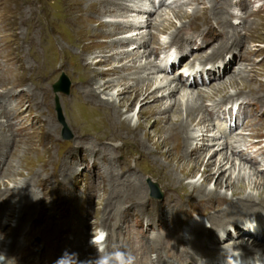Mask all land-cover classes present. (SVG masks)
I'll list each match as a JSON object with an SVG mask.
<instances>
[{"label": "rangeland", "instance_id": "1", "mask_svg": "<svg viewBox=\"0 0 264 264\" xmlns=\"http://www.w3.org/2000/svg\"><path fill=\"white\" fill-rule=\"evenodd\" d=\"M80 1L69 0L73 8H78ZM137 1L144 7H151L159 1L163 4L157 9L152 7L151 13H146V9L137 11L126 8L122 11L125 17L105 16L102 17L103 21L126 20L143 24L140 29L142 35L148 37V32L153 34V42L150 40L147 43V47L153 51L162 44L164 46L169 40V34L175 33L174 30L177 28L180 29L174 36L178 32L177 36L184 35V37L202 34L197 38H191L189 47L186 45L178 49L168 47L147 58L166 67L168 54L171 53L172 58L177 57L175 65L164 73L149 74L155 86L167 85L163 76L175 80L174 82H185L195 78V87L202 88L207 96L211 98L217 95L224 98L219 103L207 99L201 101L203 107L209 106L211 102L214 103L209 108L213 118L224 108V104L228 105V111L234 114L230 122L222 118L215 122V126L206 122L204 127L209 131L205 132L206 135L197 133L199 136L189 148L191 152L202 154L204 160L210 156L211 159H216L215 150L230 152L227 147L216 149L217 141L224 142V138L235 136L239 138L242 135L247 140L257 143L254 149L264 148V137L249 136L248 133L249 128L264 129V0H250V2L245 0L244 6L238 0H224L225 2L219 0L217 5L211 4L210 0H185L184 3L181 0H152V3L151 0H135ZM220 2L224 3L223 11L233 13L228 18L230 25L235 27L234 35L240 37L241 43L236 47L230 42L233 38L228 37L232 36L233 32L228 35V25L223 24L225 21L221 16L225 14L220 13L221 9L217 8ZM120 3L132 4L128 0H119V4L116 5L118 8L121 7ZM63 5L62 0H0V148L2 151L0 201L5 202L3 206L0 205V211L3 212L0 217V262L6 260L5 250L11 240L10 233L16 230L15 221L18 218L23 220L24 225L19 235L27 228L28 222L37 217L36 215L39 217L31 223L34 227L37 226L36 228L41 227L39 231L30 235L24 244L22 242L21 249L19 247V250L12 249V254L23 252L19 256V264H36L40 259L45 260L43 264H57L59 261L55 259L57 256L51 254L50 256L47 253V240L52 238L60 240L59 235L63 242L61 250L66 251L67 248L70 250L76 243L88 250V257L93 255L92 260L96 250L103 249V241L109 230L119 236L130 233L134 238L151 244V235L163 231V228L166 229L170 219H174L175 215L172 214L173 210L168 204L179 206L183 210L192 208L194 212L199 213L183 217V223L179 228L182 235L180 239H185L188 226L192 224L195 226L202 224L207 227V218L224 213V209L228 208L236 197L232 196V190L224 185L218 192L225 195L226 200L217 201V198H211L212 200L207 201L206 198L197 196L190 187L185 186L188 183H201V167L193 176L182 179L181 183L171 175V156L163 153L166 147L160 145L161 133L155 118L165 115L164 112L158 111V108L168 105L172 96L170 99L162 98L161 96L167 94L165 90L158 92L155 99L147 102L137 99L124 102L120 108L121 119L127 117L134 126L141 124V130L136 135L109 128L107 122L101 118L107 113L114 112L110 107L108 109L101 105L97 106L96 102L91 100L88 91L92 87L91 89L100 94L103 102L117 104L122 102L123 94L118 95L121 87L116 83V75L101 74L98 71L108 69L110 66H107V63L98 64L94 71L87 57L78 56L83 46L76 39L73 40L72 33L62 20L66 13ZM174 6L183 8L189 15H197V18L192 16L177 18L173 13ZM161 9L165 10L163 13L168 20L146 27V22L152 21ZM216 11L220 14L218 18L211 15ZM28 15L33 18L31 30H28L23 22ZM241 19L243 21L239 23ZM211 26L212 30L207 34L206 31ZM159 27H166V32L159 33L156 29ZM140 36L141 34L137 36L135 43L128 47L129 50L142 49L139 46L143 41ZM215 36L217 39H214ZM201 41L208 42L200 49L188 52L193 49L192 45H198ZM216 48L222 51L218 52L222 57L226 56L227 59L233 58V60L226 65L227 71L224 75L216 80L203 81L200 76L205 78L206 70L214 67L215 70L221 71L222 67L219 65L222 62L219 60L220 63L214 64L213 59L200 62L193 57L210 56ZM182 53L186 55L180 57ZM215 56L217 58L218 55ZM145 61L146 59L141 57L135 60V63ZM128 72L133 73V70ZM240 73L246 75L245 78L240 79ZM231 74L235 75L236 79H230ZM61 75L67 77L68 93L54 90L53 85ZM93 75L95 85L89 82ZM139 75L141 74L137 73L133 77ZM106 78L112 79L113 85L102 91L98 86ZM165 88L166 86L163 89ZM195 89L193 88V91ZM178 92L183 94L177 91L173 98L181 95ZM247 99L249 102L246 101ZM234 103L237 105L234 106ZM241 103L244 106L243 115L235 116L240 110L238 107ZM220 105L223 108L219 107ZM78 106H83L87 112L82 110L83 112L75 115L73 107ZM100 106L102 109L98 110ZM204 108L203 112L206 113ZM105 109H107L106 113H103ZM85 116H89L91 120L85 121ZM198 116H201V111L198 112ZM249 123L250 126H245ZM232 124L236 127L230 129L229 126ZM162 125H166V122ZM220 131L226 132L225 135L221 136ZM216 134L217 137H221L213 141L215 143L206 144L212 142L211 139ZM262 134L264 135V130ZM136 142L142 143L143 146L137 145ZM243 143V141L232 142L229 147L233 144L230 148H235L237 155L242 154L244 147L238 145ZM247 163V165H255L257 170L255 176L250 172L249 179H246L244 194L256 198L258 194L256 184L264 182V159L252 164ZM229 166L230 164H226V168ZM231 170L230 168L223 172L225 178L229 176ZM246 171L249 169L246 168ZM236 173L232 174V179ZM213 187L214 181L205 185L207 191ZM141 196L144 200H139ZM205 202L211 204L207 205L208 203ZM256 204L258 207L250 213H236L235 217H230L232 220H227L228 216H226V220L218 227L240 221L247 224L252 219H264V205H258V200ZM160 215L162 222H148ZM146 222L149 224L147 227L144 225ZM5 228L7 232L3 230L2 234L1 231ZM240 229L244 230L241 235L236 234L231 226L225 231L218 232L216 235L224 238L219 245L229 247L232 241L245 244L246 241L242 240V236L248 231L246 227ZM260 232L261 230L254 234H257L260 242L264 244V235ZM227 234L229 237H225ZM92 243H97V247L91 246ZM118 244L122 245L121 242ZM89 245L91 248L88 249ZM226 250L223 248L217 251L223 253ZM256 251L261 253L262 249ZM235 254L242 255L243 252H235ZM215 255L217 254H210V257L214 258ZM192 261H196V264L206 263L196 256Z\"/></svg>", "mask_w": 264, "mask_h": 264}, {"label": "bare ground", "instance_id": "2", "mask_svg": "<svg viewBox=\"0 0 264 264\" xmlns=\"http://www.w3.org/2000/svg\"><path fill=\"white\" fill-rule=\"evenodd\" d=\"M62 1L64 4L63 10L66 11V13H64L63 15L62 20L65 21L69 31L72 33L73 40L76 39L77 41L80 42V44L82 43L81 45L83 46V48L80 49V55L78 56H80V58L87 57V60L91 61L89 62V65H92L94 67L93 68L94 71L96 69L95 66H97L98 64H101L103 62L107 63V66H110L108 69L104 71L103 70H98V71L101 74L116 75V83L119 85V87H121V89L118 90V95L121 96V94H123L122 102L117 104L103 102L102 98H100L99 96L100 94L96 92L94 89H91L92 87L89 88L88 95L91 97V100L93 102H96L97 106L101 105L108 109L110 107V110L114 112L113 114L111 113L105 114L104 118L102 117L101 120L107 122L109 128L116 129L120 132L131 133L136 135L139 132V130H141V124H137L134 126L131 125L127 117L121 119L122 116V111L120 109L121 106L124 105V102L133 101L134 99L146 101V102L150 101L151 99H155L157 97L156 94L158 92L167 90V94L161 97L162 98L168 97L170 99L172 96V99H170L169 104L166 105L165 107L161 109L160 107L159 108L157 107L158 111H161L162 113L164 112L165 115L156 116L155 121L158 124V130L161 133L159 136L160 145L166 147V151H163V153L164 154L168 153V155L171 156V162H172V165L170 164L171 175L181 183L182 179L187 178L186 176H190V177L193 176L194 172L199 170L201 167L202 169L200 175L201 183L200 184L188 183L185 186L190 187L193 191L196 192L197 196H201V198H206L207 201L210 200L211 198H217L216 199L217 201H221V200H226V196L220 194L218 191L220 190V188L226 185L232 190V196H235L236 200L233 201L231 199L232 201L230 203L232 204L228 208L224 209V213L218 214L217 216L212 215L208 217L207 227H205L202 224H196V226L192 224L188 226V234L185 232L187 234L185 239H180L181 233L179 229L183 223L184 220L183 217L191 216L193 214L197 215L199 213L194 212L193 211L194 209L192 208H191L192 210L191 209L183 210L179 206L176 207L174 205L168 204L170 209L173 210L172 214L175 215L174 219H170L168 226H166V229L163 228L164 229L163 231L151 235L150 237L151 244H149V242L145 243L139 239L134 238L130 233H124L123 236H119L118 234L109 230L110 232L109 231L107 232V237L103 241L104 247L100 251L96 250V253L94 255V260L91 259L93 258V255L91 257H88L89 254L88 250L83 249L81 246L77 245L76 243L74 246L71 247L70 250L69 248H67L66 251L61 250V246L63 245V242H62V237L60 235H59L60 240H57V238H52L50 240H47V253L53 256L56 255L57 258L55 259L58 260L63 259L62 264H101V261H106L107 264H127V258L129 254L134 257V264H196V261L194 262L192 261L194 256H196L197 259L206 262L205 264H264V244L260 242L259 240L260 237H257V234H254L255 232L261 230L260 233L264 235V219H252L247 224H243L240 221L235 224L225 225L224 227H220V226L218 227V225L222 221L226 220V216H228L227 220H232L231 218L235 217L234 214L236 213L252 212L254 208L258 207L256 204V200H258V205H264V182L256 184L257 186L255 185L256 189L258 190V194L256 198H254L252 195L244 194L245 191L244 189L246 187V179L247 180L249 179L250 172L252 173L253 176H255V171L257 170V167L252 163L259 159L261 160L264 159L263 158L264 148L254 149L257 143L250 139L247 140L246 138L243 137V135L240 136L239 138L238 137L235 138L236 136L230 138L228 137L227 139L224 138V142L217 141L216 143L218 144V147L216 149H219V147L220 149L223 148L225 149L227 147L226 149L230 151L229 153L226 152L227 150L225 152L224 151L222 152L221 150L220 151L215 150L214 153H217L216 159L215 158L211 159L210 156L207 160H204L202 154L198 152H191V150L189 149L191 144L199 136V134L197 133H202V134L204 133L206 135L205 132L209 131L208 128L204 127V124H206V122L208 125L211 126H215L216 125L215 122L220 120V118L225 119L224 121L230 122L231 120H233L234 114L228 111L227 109L228 105L224 104L223 105L224 108L222 105L219 106L222 107L223 109L219 110V113H217L216 116L213 118V116H211V114L209 113V108H211L214 103L211 102L209 106H204L205 107L204 108L201 101L207 99L210 101H215V103H219L224 98L219 97L217 95L211 98L207 96L204 90H202V88L197 89L195 87L196 84L195 78L189 81L186 80L187 82L186 81L174 82L175 80L168 79V77L163 76L164 80L167 83V85L164 86L162 84L155 86V83L149 78V74H155L157 72L164 73L165 71H167V69L172 68L177 61V57L174 58L175 57L174 56L172 58V54L170 53L168 54L167 57L168 59L167 66L162 67L160 64H157L156 62L149 61L147 58L150 55H153L161 50H166L168 47H172V48L174 47L177 49L182 48L183 45L189 47L191 38L193 37L197 38L198 35H202V34L200 33V34L184 37V35L177 36L179 35L178 32L177 35H175L177 37H175L174 34L180 29L177 28L176 30H174L175 33L169 34V40L168 42L165 43L164 46H162L163 44L162 45L159 44L161 46L153 51L147 47V43L150 40L152 41L153 34L148 32V37H146L147 35H142L140 29L143 24L137 23L135 21H126V20H122V21L120 20L118 22H112V21L107 22V21H103L102 17L105 16L125 17V13H123L122 11L126 8H132L137 11L146 9L147 10V11L145 10L146 13L147 12L151 13L153 8L155 9L160 8L163 2L161 3L159 1L157 4H152L151 7L150 6L144 7L140 5L138 1L135 2V0H128L131 1L132 4L120 3L121 7L118 8L116 5L119 4V0H81L79 3L80 6H78V8H73L69 0H62ZM218 1L219 0H210V3L217 5ZM225 1L223 0L222 2ZM238 1L242 2L243 6L245 5L244 4L245 0H238ZM247 1L250 2V0ZM150 2L152 3L153 1L151 0ZM181 2L184 3L185 0L183 1L181 0ZM222 2L219 3L220 5H218L217 8L221 9L220 13L225 14L221 16L225 21L223 24H225L226 26L228 25L229 28V31L227 32L228 35L230 34V32H233L232 36L229 35L228 37L233 38L231 41L230 40L229 41L233 44L234 47H236L238 46L237 44L241 42L239 41L240 37L234 35L235 27L231 26L229 23L228 17L233 15V13H230L227 10L223 11L224 3ZM174 7L175 8L173 9V13L174 16H176L177 18L180 17L188 18V16L197 18V15L195 14L189 15L185 10H183V8H178L177 6ZM244 8L245 7H243V9ZM163 11L165 10L161 9L157 13V15L152 19V21L146 22L145 26L147 27L150 25L152 27L157 25L159 21L160 22L167 21L168 18L165 16ZM92 13H94V16H92ZM211 15L212 17L215 16L217 18L220 16V14L217 11L214 13L212 12ZM32 19L30 18L29 15L24 18L23 21L24 26L28 30L32 26ZM242 21L243 20L241 19L239 23H241ZM184 23L186 25V22ZM156 29L158 30L159 33L166 32L165 31L166 27H161V28L159 27ZM211 30H212V26L208 28L206 33L207 34L208 32L210 33ZM140 34H141L140 38L143 39V41L142 44H139V46L142 49L139 48L134 51L129 50L128 47L135 43L137 36ZM214 39H217V37L215 36ZM226 40L227 39H225L224 41L226 42ZM207 42L208 41L206 42L201 41L200 44L198 45L197 44L196 45L194 44V46L192 45L193 49L188 50V52L191 53L192 51H196L200 49V47H202V45ZM217 43H219V41H217ZM228 44L229 42L227 43V45ZM226 51L229 52L231 50H226ZM218 52L220 53L222 51L216 48L214 49L213 53L210 54V56L195 55L193 57L194 59H199L200 62L201 61L208 62L209 59H213L214 64L222 62L219 65V67H222V70L221 71L220 69L215 70V67L214 69L206 70L205 72L206 79L202 75H201L202 77L200 76V78L203 81L216 80L217 78L221 77V75H224L225 72L227 71L226 65H229L232 62L233 58L232 60H229L227 59L226 56L222 57L221 54H219ZM216 54L218 55L217 58L215 56ZM185 55H186L185 53L184 54L182 53L180 57H183ZM141 57H144L146 61L143 63L136 64L135 60H139ZM219 60L221 61L218 62ZM184 65H186V62ZM129 70H133V73L128 72ZM137 73H140L141 75L137 77H133V75ZM240 75H241L239 76L240 79L245 78L246 76V75L244 76L243 73H240ZM229 78L236 79V76L231 74ZM89 82L91 85L96 84L94 75ZM218 84L219 83H216V85ZM112 85H113V80L106 78L105 80H103V83L98 86V89L102 88L103 91L108 89ZM213 85L215 84H212V86ZM165 86L166 88L163 89ZM193 88L196 89L193 91ZM177 91H181L183 92V94L178 92L181 95L173 98V95H175ZM246 101L249 102L248 99ZM233 105L236 106L237 104L234 103ZM101 106L98 108V110L102 109ZM73 108H74L73 110L75 111V115L81 112L82 110L87 112L83 106L81 107L78 106ZM203 108L205 109L206 113L203 112ZM238 108L240 110L238 114H236L235 116H238L240 114L239 117H242L243 109H244L243 104L241 103ZM106 110L107 109H105L103 113H106ZM200 111H201V116L197 117V114ZM84 119L87 122L91 120L89 116H85ZM116 121H118V123H115ZM163 122H166V125H162ZM250 125H251L250 123L245 124V126H250ZM235 127H236L235 124L229 126L230 129ZM248 130H249L248 132L249 136L257 135L259 137H264V135L262 134L264 130L263 127L259 128V130H255V129L250 130V128ZM237 132L235 131V133ZM225 133L226 132L224 131L223 132L220 131L221 136H224ZM217 135L218 134H216L211 139L212 142H208L206 144L209 145L211 143H215L213 141H216L218 140L217 138L221 137V136L217 137ZM238 141L244 142L242 145L239 144L238 146L244 147L243 151L246 155H244V153L237 155L236 151L234 150L235 148L234 149L230 148L233 144L230 145L229 147L230 143L232 142L236 143ZM142 143L136 142L137 145L143 146ZM106 148L105 151H107ZM1 153L2 151L0 148V154ZM237 160H239L240 162H237ZM224 161L225 163H223ZM247 162L251 163L252 165H247L248 164ZM226 164H230V166L226 168ZM230 168L232 169L231 173H229V176L225 178V174L223 172L228 171V169ZM246 168H248L249 171H246ZM235 172L237 173L232 179V176L234 175ZM223 178H225V180H223ZM211 181H214V187L210 191L209 190L207 191L205 185ZM139 200H144V197L143 196L139 197ZM4 203L5 202L0 201V205L3 206ZM205 203L206 204L208 203L207 205L211 204L210 202H205ZM2 214L3 212L0 211V217ZM205 215L207 216V214ZM36 216L37 217H35L30 222H28L29 224L26 226L27 228L23 230V233L21 235H19V232L21 228L24 226L23 220H21V218H18L17 220L15 219L16 230L10 233L11 237L14 240L10 237L11 240L7 244L5 250L6 260L4 262H0V264H19L18 259L23 252L22 253L18 252V254L17 253L12 254V249L17 248L19 250V248L22 246V242L24 244V242L27 240V238L30 235L35 233V231H39V229H41V227L39 228H36L37 226L34 227L31 223L35 221L36 218L39 217L38 215ZM160 218H162L161 215L158 218L155 217L151 220H148V222L152 221L153 223H160L162 222ZM148 222L144 224L146 227L149 225ZM211 222L213 223V225H211ZM42 224L44 225V223ZM229 226L235 229L236 234H240V235L241 233H243L242 231H244L241 230L240 228L241 227L247 228L246 231L248 232L244 233L245 235L243 234L242 236L243 237L242 240L246 241L245 244H243V242L232 241L231 244L228 245L229 247L227 246L223 247L219 245L221 243L220 242L221 239L224 238H220L218 237L219 235L217 236L216 234L220 231H225ZM195 227L196 229L194 230ZM3 230L4 232L5 231L7 232L6 228L2 229L1 231L2 234L4 233ZM225 237H229V234H227ZM118 242H121L122 245H119ZM65 245L67 244L65 243ZM91 246L97 247V243H92ZM91 246L89 245L87 246V248L89 249L91 248ZM223 248L227 250L223 253L217 251L218 249H223ZM260 248L262 249L261 253L257 251L255 252V250L258 249L260 250ZM240 251L243 252L242 255H238V254L234 255L235 252H240ZM210 254H217V255H215V257L212 258L210 257ZM43 261L45 260L40 259V261L37 262L36 264L39 263L43 264Z\"/></svg>", "mask_w": 264, "mask_h": 264}, {"label": "water", "instance_id": "3", "mask_svg": "<svg viewBox=\"0 0 264 264\" xmlns=\"http://www.w3.org/2000/svg\"><path fill=\"white\" fill-rule=\"evenodd\" d=\"M55 91H61L64 93H68L69 83L67 81V77L65 75H61L58 81H56L53 85ZM155 196L158 194L154 193Z\"/></svg>", "mask_w": 264, "mask_h": 264}, {"label": "clouds", "instance_id": "4", "mask_svg": "<svg viewBox=\"0 0 264 264\" xmlns=\"http://www.w3.org/2000/svg\"><path fill=\"white\" fill-rule=\"evenodd\" d=\"M62 261H63V259L59 260L57 262V264H62ZM101 264H107V262L106 261H101ZM127 264H134V257L131 256L130 254L128 255V258H127Z\"/></svg>", "mask_w": 264, "mask_h": 264}]
</instances>
